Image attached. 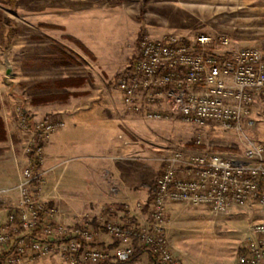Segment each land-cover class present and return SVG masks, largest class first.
<instances>
[{
	"label": "rangeland",
	"instance_id": "1",
	"mask_svg": "<svg viewBox=\"0 0 264 264\" xmlns=\"http://www.w3.org/2000/svg\"><path fill=\"white\" fill-rule=\"evenodd\" d=\"M170 33L188 39L209 34L214 47L226 36L233 49L264 50V0H0V97L4 101L0 112L13 137V142L0 143V222L17 204L16 186L36 135L37 143L38 137L43 140L38 143L43 159L34 194L54 209L55 220L75 227L93 224L94 217L87 212H80L73 224L65 222L69 213L64 194L57 189L59 180L66 179L64 168L69 160L63 148L55 146L64 140L65 110L70 106L101 108L114 125L120 140L118 158L122 163H134L124 173L129 185L120 181V187L135 192L134 209L145 221L151 219V187L173 150L241 156L250 140L264 142V93L257 95L253 105L254 125L240 131L216 123L197 126L179 116L151 119L124 103L116 76L136 56L140 39ZM43 123H51L53 128L40 130ZM4 126V122L0 124V140L5 139ZM55 177L57 182L51 186ZM74 194L66 193L69 202L77 196L85 200V191ZM105 207L111 212L110 208H118L113 204ZM121 211L130 213L127 206ZM107 214L95 218L97 229L104 230L106 218H126ZM263 221L264 204L258 200L220 214L204 205L176 203L168 209L164 225L175 255L193 254L192 260L198 264H228L243 251L251 227ZM5 252L0 244V254Z\"/></svg>",
	"mask_w": 264,
	"mask_h": 264
},
{
	"label": "built area",
	"instance_id": "2",
	"mask_svg": "<svg viewBox=\"0 0 264 264\" xmlns=\"http://www.w3.org/2000/svg\"><path fill=\"white\" fill-rule=\"evenodd\" d=\"M231 43L221 36L214 47L213 37L204 33L191 39L175 33L143 36L130 71L117 81L124 103L151 119L179 116L197 126L216 123L239 131L253 126V105L264 93V50L233 49ZM38 127L49 131L53 124ZM28 150L29 162L16 186L17 204L0 222L6 264L53 252L71 262L82 255L87 264L124 263L138 247L151 250L154 264H185L171 250L165 232L170 205H204L220 214L252 200L264 204V142L250 140L241 156L177 148L151 187V219L106 218L103 227L113 238L112 246L94 245V228L55 220L54 209L34 194L43 159L36 135ZM233 264H264V221L251 227Z\"/></svg>",
	"mask_w": 264,
	"mask_h": 264
},
{
	"label": "crops",
	"instance_id": "3",
	"mask_svg": "<svg viewBox=\"0 0 264 264\" xmlns=\"http://www.w3.org/2000/svg\"><path fill=\"white\" fill-rule=\"evenodd\" d=\"M3 106L4 101L0 97V110ZM103 112L104 110L101 108L78 109L74 106L67 107L65 110V118L67 121L65 137L64 140L56 144L55 148H63L64 157L69 161L64 168L66 179L64 182H61V179L59 180L57 189L62 195L64 194L65 211L69 213L64 218L65 222L73 224L72 221L77 218L76 216L80 212L89 213V215L94 217L93 224L88 223L96 230L93 241L94 245L112 246V236L105 229H97L96 217L108 213L107 216L109 214L118 215V219L123 218L124 216L122 217V215H125L135 219L137 222H143L145 221V216L136 211L137 209H134L135 192L132 189L124 190V188L120 187V181H123L125 187L129 185L124 179V173L125 170L128 171L131 169L134 163L126 161L122 163L120 158H118L117 155L120 153V140L117 137L114 125L103 116ZM0 118H2L5 125V139L0 140V143L6 142L8 139L13 142V137L8 134L7 121L3 112H0ZM0 150L2 149L0 148ZM51 151L53 150L49 148V152L53 155ZM56 160L57 158L54 159V161ZM6 173L7 171L3 169V174ZM59 178H61V175ZM53 179L54 181L50 183L51 186L57 182V177ZM112 184L115 185L114 188ZM83 191L86 193L85 200L83 199L81 201L77 199V196L73 197L70 202L68 201L66 193H69L72 197V195H75L74 193L79 194L82 192L83 194ZM107 204L117 205L119 209L110 208L112 210L111 212L109 208H106L107 206L105 207ZM124 206L128 207L129 214L121 211V208ZM124 209L127 211V208ZM91 211L92 213H90ZM176 255L177 257H181L186 264H198L197 261L192 260L194 258L193 254ZM235 260H229L228 264H233ZM85 263L82 255L77 262H71L60 253L53 252L40 257L25 258L15 264ZM104 264L116 263L110 261ZM122 264H154V260L149 252L144 251L135 260Z\"/></svg>",
	"mask_w": 264,
	"mask_h": 264
},
{
	"label": "trees",
	"instance_id": "4",
	"mask_svg": "<svg viewBox=\"0 0 264 264\" xmlns=\"http://www.w3.org/2000/svg\"><path fill=\"white\" fill-rule=\"evenodd\" d=\"M130 71V69H129V67H126L125 69H124V71H122L121 73H119L117 76H116V79H117V81H118V79L120 78V77H122L124 74H127L128 72ZM1 123H3V121H2V119L0 118V124ZM5 131H4V127H3V130H2V136H3V133H4ZM1 136V135H0ZM4 136H5V134H4ZM2 139V138H1ZM38 143L39 144H42V138L41 137H38ZM41 166H39V168H40ZM38 168V169H39ZM131 221H135V219H132L131 218ZM144 251H147V252H149L150 253V255H151V257L153 258V260H154V255H153V253L151 252V250H149V249H147V248H140V247H138L137 248V250H136V252L133 254V256L127 261V262H130V261H133V260H135L141 253H143ZM5 256H6V252L4 253V254H0V264H6L5 262H4V259H5ZM124 263H126V262H124ZM116 264H122V263H119V262H116Z\"/></svg>",
	"mask_w": 264,
	"mask_h": 264
},
{
	"label": "water",
	"instance_id": "5",
	"mask_svg": "<svg viewBox=\"0 0 264 264\" xmlns=\"http://www.w3.org/2000/svg\"><path fill=\"white\" fill-rule=\"evenodd\" d=\"M6 74L7 75H10L11 74V67L9 65H7Z\"/></svg>",
	"mask_w": 264,
	"mask_h": 264
}]
</instances>
